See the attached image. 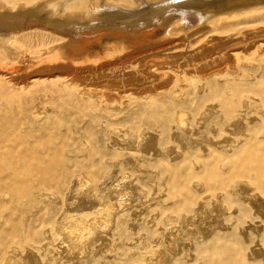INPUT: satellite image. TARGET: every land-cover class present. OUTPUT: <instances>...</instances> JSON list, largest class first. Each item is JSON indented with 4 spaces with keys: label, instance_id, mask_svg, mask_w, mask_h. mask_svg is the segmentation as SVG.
Listing matches in <instances>:
<instances>
[{
    "label": "bare ground",
    "instance_id": "1",
    "mask_svg": "<svg viewBox=\"0 0 264 264\" xmlns=\"http://www.w3.org/2000/svg\"><path fill=\"white\" fill-rule=\"evenodd\" d=\"M143 1L124 0V10L91 0H0V264H64L82 255L114 261L115 246L103 230L110 214L130 211L128 229L139 236L136 226L154 205L142 199L114 204V194L86 193L59 158L80 135L97 139L102 126L92 124L101 115L111 118L112 111L125 114L131 107L150 111L143 115L154 119L153 133L115 117L97 148L130 149L129 164L137 172V162H157L153 171L161 176L155 181L163 190L149 197L161 195L165 208L183 194L165 187L177 183L188 192L176 207L182 217L173 241L162 233L153 253L189 264L195 247L221 243L231 248L226 260L264 264V0ZM192 7L201 9L196 12L205 32L199 46L185 53L187 41L178 30ZM253 23L262 28H249ZM184 56L207 60L204 69L187 74ZM116 69L128 71L115 77ZM211 80L225 90L212 93ZM121 81L133 87L124 91ZM144 81L157 88L170 84L147 93L137 85ZM191 89L205 101L197 115L180 108ZM87 116L94 118L89 126ZM196 194L210 197L209 213L202 215ZM86 197L99 199L83 206ZM228 200L236 202L233 213L240 217L225 218ZM45 202H62V215L51 226L33 218L13 224L12 212L43 217ZM237 217L243 223L236 246L214 237L231 231ZM147 259L140 264H158Z\"/></svg>",
    "mask_w": 264,
    "mask_h": 264
},
{
    "label": "rangeland",
    "instance_id": "2",
    "mask_svg": "<svg viewBox=\"0 0 264 264\" xmlns=\"http://www.w3.org/2000/svg\"><path fill=\"white\" fill-rule=\"evenodd\" d=\"M123 1L124 0H91V4H96V5L99 4V6H103L107 3L109 4L114 3V5L116 4L117 6L122 7V9L127 10L126 8H128L129 6L126 5ZM145 2L146 1L144 0L143 1L144 4L142 3V5H145ZM192 8L194 9L186 11L187 13L185 14V23H183V25L181 26L182 30L180 28L178 30V34L180 35L177 34L178 37L181 36L183 38H186V41L190 45V47H188L189 45L186 42L187 48L186 47L184 48L185 53H190L193 48L199 46V44L202 41V39H200V36H202V34L205 32V28L202 26L200 13L196 12L197 10H201V9L196 7H192ZM248 27L252 29H256L258 27L262 28V25H260L259 23H253L248 25ZM179 42L183 43L184 40L180 39ZM195 43L196 44L199 43L198 46L195 45ZM183 44H181V47L183 46ZM158 45L159 43L152 46L156 47L155 49H158ZM183 58L185 62L182 66H184L185 64L188 65V66L185 65L184 68L188 67L189 71L187 74L189 75L193 74V71L196 69L197 66L202 67L203 63L207 62V60L203 61L204 59H200L196 57L195 59H191V60L187 56H184ZM203 67L202 69H204ZM116 70L117 71L114 72L115 77L124 75L126 74L124 72L128 71V70L126 71V69H122V72L124 71L122 73L120 69H116ZM198 70L199 68L197 69V71ZM246 72L247 71L242 70L240 76L243 77L244 74H246ZM151 80L155 81L157 79L153 77L151 78ZM122 81L120 83L117 82V85H121L119 86L120 89L125 91L130 87L131 88L133 87L131 84L127 85L126 87L123 86L121 84ZM124 81H127V83L130 82L128 79ZM144 82L147 83V81ZM144 82H139L137 85H139L140 89L141 88L145 89L143 92H147V93H152V92L157 93L161 91L165 86L170 84L168 83L162 86L160 85L157 88V86L155 85L154 87H152L149 82L147 84ZM117 85L116 87L119 88ZM116 87L112 86V88L110 89H114V88L116 89ZM217 88L218 87L216 86L215 82L212 81V85L210 87V91H212V93L214 91L217 92L218 90L220 91L225 90L222 87L218 89ZM231 88L235 89L233 88V86H231ZM191 91L193 92V89L190 90L189 96H185L183 98V99L188 98L187 104H185L184 107L181 106L180 108H182V110L188 114L197 115L198 113H200L199 110H200L201 102H205V101L203 100L204 98L202 99L200 94L196 97ZM190 95L192 98L190 97ZM112 96L113 95H111L110 98H112ZM92 100L93 101L91 103L95 104L94 99ZM131 109L132 107L130 108V110H128L130 112L128 113L125 112V114L124 112L121 114V112L112 111L113 116H111V118H109V116L107 115H101L100 117L101 120L92 124V125L102 126V128L100 127L101 130H98L97 133H95V137H97V139L89 137L88 134H82L79 136V139L75 140L76 143L73 144L74 146L61 153L59 155V158H62L67 161L65 164H63L64 169H67V171L79 177V179L81 180V184L83 186L82 190L84 192L94 193L98 197L109 196L111 198L114 194L115 195L113 198L114 200L112 201L114 204L117 202H123L124 204H128L129 202L138 203L142 199L145 202L148 201L150 205H154V206L151 207L149 212L143 216V221L136 226L139 234L137 238L128 229V227L134 221L130 211H127L126 213L124 212V214L123 213L110 214L107 217H105V224L103 226V230L104 232L110 233L112 243L115 246L116 255L114 261H110V260L105 261L103 260V257L97 258L92 255H82L80 257V261L79 260L71 261L68 259L65 260L64 264H140L143 260H146L148 257L150 258H148L147 260L152 258L159 259L158 264H182V263H178L179 258L177 257V255H174V257L171 258H166L159 254L158 256H156L155 253L153 252L155 251L154 243L159 238V236H161L162 233L169 232L170 233L169 242L173 241L174 234L177 233L176 229L179 227L180 219L182 217L181 215L182 213L178 211L176 207L179 205V203L183 201V199L184 200L186 199L185 197L186 194L188 193L186 192L187 189H182V187L180 185H177V183L165 187L167 191L179 190V189L183 191L182 192L183 194L179 199H175L174 202H171L170 208H165V205L160 203L161 195L155 197L153 196L149 197L155 191L160 193L163 190L162 182H160L158 179L157 181H155V176L156 177L161 176L160 173L155 172L157 168L153 171V168L156 167L157 162L147 163V162L139 161L136 164L140 166L141 171L137 172V170L133 167L131 162H130L131 165L129 164V161H132V159H134L131 156H129L130 153L132 152L130 149L125 150L121 148L119 150L120 152L118 153V152H113L112 150L106 149L104 147L97 148L96 146L97 142L100 145H102L104 142L107 141V137H104V130L113 125L114 122L112 118L115 119V117H117L116 120L120 121V124L122 125L130 126V127L144 126L149 128V130H151V132L153 133L152 130L156 124L154 122V119L146 120V118L143 115L144 112H146L145 114H147V112L150 111L143 112V111H137V109L135 108H133L132 110ZM90 118L91 117L89 116L86 117V120H88V121L85 120L84 124L86 126H89L91 122L94 121L93 120L94 118L93 119ZM104 120L105 122H103ZM145 135L144 137L146 138L147 136ZM143 150H144L143 153L145 152L144 154L146 155L147 151L145 149V145L143 146ZM133 185H137L138 189L136 190V187H134ZM193 198L195 199L196 204L197 201L201 199L200 203L203 206L202 215H204L205 213L207 214L212 210L210 197L196 194ZM98 199L99 198L96 197H86L84 199H80V203L83 206H92ZM132 205L133 203L130 206ZM41 206L42 207L40 208L39 212L44 213V215L43 217H39V218L33 217V214L31 213H26L20 216L19 213L12 212L13 224H18L19 222H27L31 218H33L31 220L36 219L35 224L43 223L47 226H51L53 222H55L62 215V211H61L62 202H57L52 205H47V203L45 202ZM134 206H136V204H134ZM233 208H237L236 202L233 200L230 201L228 200L227 208H226L227 212H225V214L227 215V217H225L226 219L228 218L230 219L235 215H238V217L241 216V214H238V211L233 213L234 212ZM38 214L39 213L37 212L36 213L37 217ZM238 219L239 221H234L233 229L231 231L214 233L215 235L214 237L217 236V238L219 239L228 238L229 243L236 246L237 245L236 243L239 241L237 236L238 234L237 225L239 222L243 223L242 222L243 218L242 219L238 218ZM230 249H231L230 245H225L221 243L214 244V246H211V244L209 245L207 244L205 246H202L200 250L197 247H195L194 250L197 255L192 261H190L189 264H196V262L198 261H202L203 264H237L234 260L231 259L226 260V257L228 256ZM4 258H5V249L0 248V260L1 259L3 260Z\"/></svg>",
    "mask_w": 264,
    "mask_h": 264
}]
</instances>
